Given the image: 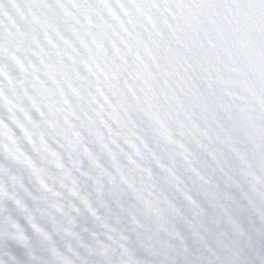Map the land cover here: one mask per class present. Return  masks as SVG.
<instances>
[{
    "label": "snow or ice",
    "instance_id": "6c2138e0",
    "mask_svg": "<svg viewBox=\"0 0 264 264\" xmlns=\"http://www.w3.org/2000/svg\"><path fill=\"white\" fill-rule=\"evenodd\" d=\"M3 241L264 264V0H0Z\"/></svg>",
    "mask_w": 264,
    "mask_h": 264
}]
</instances>
